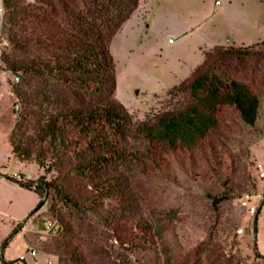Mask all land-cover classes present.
<instances>
[{
	"label": "trees",
	"instance_id": "1",
	"mask_svg": "<svg viewBox=\"0 0 264 264\" xmlns=\"http://www.w3.org/2000/svg\"><path fill=\"white\" fill-rule=\"evenodd\" d=\"M32 1L36 7L23 8L17 0H1L6 23L22 26L18 34L9 30L10 46L37 51L22 59L2 53L1 70L19 75L26 87L32 80L42 87L33 93L12 89L26 109L22 118L29 122L16 124L9 146L14 160L43 174L7 180L40 201L53 194L67 209L91 215L133 255L156 250L162 264H177L168 236L179 220L178 210L149 209L147 217H138L129 174H164L168 158L199 149L230 113L254 128L264 92V48L213 49L171 89V95L183 98L181 104L133 121L114 98L115 64L109 47L139 0ZM225 187L213 199L215 204L230 196ZM260 213L261 208L253 217L255 233ZM23 226L17 224L2 242V251ZM72 255L81 260L80 253ZM255 255L264 259L257 245Z\"/></svg>",
	"mask_w": 264,
	"mask_h": 264
},
{
	"label": "rangeland",
	"instance_id": "2",
	"mask_svg": "<svg viewBox=\"0 0 264 264\" xmlns=\"http://www.w3.org/2000/svg\"><path fill=\"white\" fill-rule=\"evenodd\" d=\"M16 3L36 7L32 0ZM0 24L4 55L22 59L37 53L33 48L20 51L10 46L9 30L18 34L22 26L10 27L1 15ZM215 46L262 50L264 2L139 0L109 47L115 64L114 98L138 122L177 107L183 98L171 95V89L201 66L205 54ZM13 76L5 70L0 74V248L17 224L24 223V228L3 251L6 262L162 264L158 251L131 254L91 215L67 209L53 194L40 201L33 192L7 180L6 176L15 174L26 180V172L32 179L43 174L37 167L14 160L9 146L16 124L29 122L22 118L26 109L20 106L14 113L18 98L12 89L33 93L42 87L36 80L30 81V87L20 80L16 84ZM258 163L264 169V92L254 128L230 113L199 149L168 158L164 174H129L130 189L138 200L136 215L147 217L149 209L178 210L179 220L168 236L177 264H264L255 255L256 245L264 255V179L257 177ZM226 185L230 196L215 204L213 199L226 192ZM246 194L251 196L255 212L261 208L256 233L255 213L241 202ZM45 221L53 223L50 231L45 229ZM74 252L80 253V261L74 260Z\"/></svg>",
	"mask_w": 264,
	"mask_h": 264
},
{
	"label": "built area",
	"instance_id": "3",
	"mask_svg": "<svg viewBox=\"0 0 264 264\" xmlns=\"http://www.w3.org/2000/svg\"><path fill=\"white\" fill-rule=\"evenodd\" d=\"M1 1V0H0ZM216 3L218 4V1H216ZM3 14H4V9L3 7H0V15H1V19L3 17ZM4 45V41H3V38H2V31H1V24H0V74L2 73V68L4 67V63H3V59H2V47ZM14 80H15V83H18L19 82V76L18 75H14L13 76ZM20 110V105L18 103V101L16 100L15 103H14V113H18ZM255 169L258 171V175L257 177L260 178V179H264V169H263V166L261 164H255ZM15 177L18 178V174H15L14 175ZM27 179H30V175L29 174H26L25 175ZM245 199H243L241 202H242V205L243 206H246L248 208V210L253 214L255 213V210L256 208L254 207V205L251 204V196L246 194V196L244 197ZM44 226H45V229L47 231H50L53 227V223H51L50 221H45L44 222ZM240 233H242V229L239 230ZM35 251H31V255H35ZM2 258H3V251L2 249L0 248V262L2 261ZM48 264H52L50 261L48 262Z\"/></svg>",
	"mask_w": 264,
	"mask_h": 264
},
{
	"label": "crops",
	"instance_id": "4",
	"mask_svg": "<svg viewBox=\"0 0 264 264\" xmlns=\"http://www.w3.org/2000/svg\"><path fill=\"white\" fill-rule=\"evenodd\" d=\"M169 41H171V40H169ZM218 47H225V46H215L213 49L218 48ZM213 49H211V50H213ZM26 174H28V173H27V172L24 173V175H26ZM30 179H32L31 176H30ZM36 226H37V225H36ZM39 226H40V225H39ZM23 228H24V226L22 227V229H23ZM22 229H21V230H22ZM3 260L6 261L4 253H3Z\"/></svg>",
	"mask_w": 264,
	"mask_h": 264
}]
</instances>
